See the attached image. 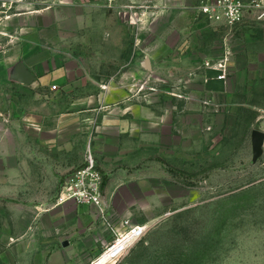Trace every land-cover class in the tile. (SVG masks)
<instances>
[{
    "label": "rangeland",
    "instance_id": "1",
    "mask_svg": "<svg viewBox=\"0 0 264 264\" xmlns=\"http://www.w3.org/2000/svg\"><path fill=\"white\" fill-rule=\"evenodd\" d=\"M197 1L0 0V252L28 209L58 191L55 155L37 142L62 96L15 73L23 59L55 50L97 94L107 85L109 97L116 87L124 97L139 89L155 114L177 117V130L152 132L137 164L166 181L131 182L133 219L148 230L117 264H264V141L255 161L251 147V132L264 133V22L217 25L196 13ZM15 30L23 59L10 65ZM131 66L148 73V85L142 76L128 85ZM120 72L125 85L114 84Z\"/></svg>",
    "mask_w": 264,
    "mask_h": 264
},
{
    "label": "crops",
    "instance_id": "2",
    "mask_svg": "<svg viewBox=\"0 0 264 264\" xmlns=\"http://www.w3.org/2000/svg\"><path fill=\"white\" fill-rule=\"evenodd\" d=\"M5 10L0 11L3 12L0 17ZM19 16L13 14L9 19L16 20ZM7 36V41L13 44V53L4 57L11 65L23 59L20 43L17 46V41L21 42L22 38H18V30ZM28 40L36 41L32 36ZM162 40L167 41V37ZM55 52L48 51L45 59L30 54L29 61L22 60L35 76L33 86L51 84L55 86L52 95L60 93L62 96L50 103L48 113L52 117V127L47 133L38 132L45 140L37 144L55 155L52 172L58 187L64 177L82 163L80 155H84L87 145L90 146L102 172V214L96 207L77 205L72 201L55 206L56 194L45 200L38 199L41 204L28 209L32 210L29 220L20 232L15 233L12 243L0 252V264H86L88 257L96 256L110 241V227L118 226L125 217L137 222L133 219L135 193L131 182L166 181L164 173H155L150 167L137 164L144 154L150 153L152 132L156 130V135L159 131L164 136L169 131L172 133L177 130L174 120L177 117L165 112L155 114L150 101L137 96L139 89L131 90L130 95L127 93L130 97H124L119 95L120 88L116 87L115 95L109 97L107 90L111 85H107L98 89L97 94L87 77L82 75L81 68L73 66L70 60L60 62V56ZM128 70L131 78L128 85L140 81L141 76L142 86L148 85V73L141 67L131 66ZM123 74L120 72L113 78L117 81L114 84L125 85ZM69 155L78 156L71 159Z\"/></svg>",
    "mask_w": 264,
    "mask_h": 264
},
{
    "label": "built area",
    "instance_id": "3",
    "mask_svg": "<svg viewBox=\"0 0 264 264\" xmlns=\"http://www.w3.org/2000/svg\"><path fill=\"white\" fill-rule=\"evenodd\" d=\"M194 10L209 22L223 26L264 21V0H198ZM102 182V172L88 145L82 163L60 183L53 204L58 206L72 201L77 205L96 207L102 214ZM147 230L145 223L134 222L130 217L122 218L118 226L110 227V241L88 264H117L145 237Z\"/></svg>",
    "mask_w": 264,
    "mask_h": 264
},
{
    "label": "water",
    "instance_id": "4",
    "mask_svg": "<svg viewBox=\"0 0 264 264\" xmlns=\"http://www.w3.org/2000/svg\"><path fill=\"white\" fill-rule=\"evenodd\" d=\"M144 67L148 69V65L145 64ZM16 77L17 81L23 85H30L35 81V76L29 71V69L22 63L16 65ZM264 141V133L258 130H253L251 132V147L253 161H255L262 152V144Z\"/></svg>",
    "mask_w": 264,
    "mask_h": 264
},
{
    "label": "trees",
    "instance_id": "5",
    "mask_svg": "<svg viewBox=\"0 0 264 264\" xmlns=\"http://www.w3.org/2000/svg\"><path fill=\"white\" fill-rule=\"evenodd\" d=\"M257 22H264V21H257ZM141 240H142V239H141ZM141 240H140V241H141ZM140 241H139V242H140ZM139 242H138V243H139ZM136 244H137V243H136Z\"/></svg>",
    "mask_w": 264,
    "mask_h": 264
}]
</instances>
